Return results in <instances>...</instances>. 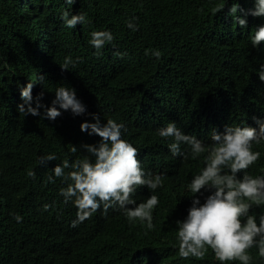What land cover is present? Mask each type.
Returning <instances> with one entry per match:
<instances>
[{"label": "trees", "instance_id": "16d2710c", "mask_svg": "<svg viewBox=\"0 0 264 264\" xmlns=\"http://www.w3.org/2000/svg\"><path fill=\"white\" fill-rule=\"evenodd\" d=\"M234 5L247 20L243 29L231 14ZM254 7L255 0H0V264H220L210 249L203 260L179 257L176 222L184 213L173 208L172 191L161 187L152 192L159 204L151 230L146 222L129 223L118 207L106 214L101 207L72 227L77 209L60 195L67 182L49 183L47 174L65 160L88 156L80 146L90 139L72 118L41 119L44 108L24 117L17 110L19 91L34 80L33 100L43 91L40 103L51 107L53 89H74L91 101L84 122L94 123L95 114L102 123H123L144 167L159 174L175 158L168 148L173 139L158 135L169 123L208 145L221 126L219 133L227 125L255 127L253 118L264 121V83L240 70L264 62V42L254 48L250 39L264 26V17L246 15ZM65 11L84 15L85 22L67 28ZM94 31L114 37L99 56L90 45ZM62 54L72 61L66 70L59 66ZM255 147L264 153V142ZM52 154L56 160L40 165L39 157ZM20 156L35 162L28 167ZM247 174L264 176V155ZM210 194L202 189L195 198L203 204ZM182 196L184 205L192 204L188 192ZM261 207L249 212L257 223ZM249 255L250 264H264L256 247Z\"/></svg>", "mask_w": 264, "mask_h": 264}, {"label": "clouds", "instance_id": "9594fccd", "mask_svg": "<svg viewBox=\"0 0 264 264\" xmlns=\"http://www.w3.org/2000/svg\"><path fill=\"white\" fill-rule=\"evenodd\" d=\"M66 2L71 4L73 0ZM238 8V5H234L231 14L235 23L243 29L247 26V20L236 15ZM104 9H107L106 5ZM246 15L264 17V0H255L254 9ZM62 19L67 28L73 29L83 24L86 18L81 14L69 17L65 11ZM128 27L137 30L131 22ZM91 37L90 45L97 50V56L105 44L114 39L110 31H94ZM250 39L254 48L264 42V26H259ZM153 55L159 58L160 53L154 52ZM70 63L71 58L65 61L62 54L59 66L66 70ZM240 70L244 74H257L264 83V62L256 69L245 70L243 65ZM33 84L34 80L19 91L23 101L17 107L19 113L24 117L39 116V109L44 108L41 119L55 121L61 115L62 118H72L80 131L90 139L80 146L88 156L72 163L65 160L47 174L49 183L56 182L57 178L67 182V186L60 189V195L64 197L65 204L72 202L77 209L72 227L90 219L101 207L105 214L110 208L118 207L121 211L117 213L123 212L129 223L139 221L143 226L146 222L151 230L154 228L153 210L159 204L158 196L152 192L161 187L172 191L173 208L184 213L182 218L185 220L176 222L180 258L203 260L210 249L220 264L230 261L250 264L252 256L249 250L253 247L258 249L259 257L264 258V176L254 178L247 174L250 166L264 155L255 147L264 142V121L253 118L257 124L255 127L227 125L219 133L216 130L221 132V126L211 133V143L208 145L195 136L184 134L175 122H171L159 129L158 135L173 139L168 148L175 158L166 162L160 173L154 175L144 167L138 148L125 138L127 128L123 123L112 119L102 123L95 114L92 115L94 123L84 122L91 101H86L83 95L79 96L74 89L64 85L50 92H55V99L51 107H45L40 103L43 91L33 100ZM181 144L187 145L190 152H182ZM72 151L76 152L77 148L72 147ZM205 153V158L199 161L198 157ZM89 157H93L94 161ZM19 159L28 167L35 162L25 156ZM56 159L54 154L41 156L39 163L46 166L47 162ZM65 169L72 170L65 173ZM238 173H244L242 179L237 178ZM29 175L34 178L35 172ZM202 189L211 191L203 204L199 198H195ZM187 192L190 199L193 197L192 204L188 206L184 205L182 196ZM137 199L144 202L137 204ZM253 205H262L258 223L257 217L249 214ZM48 208V205L44 206L45 211ZM15 219L17 222L22 220L19 215Z\"/></svg>", "mask_w": 264, "mask_h": 264}, {"label": "bare ground", "instance_id": "6f19581e", "mask_svg": "<svg viewBox=\"0 0 264 264\" xmlns=\"http://www.w3.org/2000/svg\"><path fill=\"white\" fill-rule=\"evenodd\" d=\"M118 94V93H117ZM180 94V93H179ZM248 95V94H247ZM251 100V99H250ZM118 112V111H117ZM132 122V121H131Z\"/></svg>", "mask_w": 264, "mask_h": 264}]
</instances>
